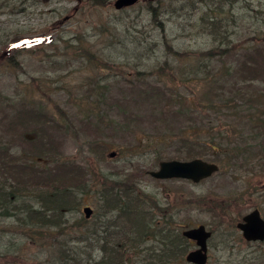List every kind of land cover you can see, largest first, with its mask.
Returning <instances> with one entry per match:
<instances>
[{
    "label": "rangeland",
    "instance_id": "obj_1",
    "mask_svg": "<svg viewBox=\"0 0 264 264\" xmlns=\"http://www.w3.org/2000/svg\"><path fill=\"white\" fill-rule=\"evenodd\" d=\"M204 1L138 0L116 9L115 0H0V145L20 160L48 145L60 162L47 161L46 153L41 159L61 178L58 188L90 184L87 194L77 195L79 205L60 211L58 226L33 229L0 216V264H94L110 257L111 264H144L160 253L159 232L155 237L149 231L166 221L163 232L199 224L215 232L207 264H264V246L245 242L235 227L253 209L264 217V153L258 150L264 140L249 120L256 106H264V67L249 72L246 53L264 45V0ZM207 9L225 23L222 45L229 50L201 68L216 72L224 95L237 98L238 107L217 114L194 107L180 115L175 102L186 104L203 88L202 75H189L193 54L216 44L199 25ZM170 69L173 80L166 77ZM184 77L191 80L183 84ZM153 88L167 92L153 97ZM31 113L38 117L26 122L23 116ZM188 126L217 136L214 161H207L219 165L218 172L197 183L151 178L146 172L161 161L189 160L174 144L161 160L151 154L157 140L177 130L192 132ZM238 144L244 156L228 152ZM226 155L236 157L226 163ZM70 166L91 174L70 175ZM112 176L132 188L121 196L122 205L131 203L130 211L146 215L137 246L130 242L138 234L134 224L123 218L128 209L103 202L102 183ZM85 206L92 209L89 219ZM186 243L187 253L193 246ZM186 253L161 264H188Z\"/></svg>",
    "mask_w": 264,
    "mask_h": 264
},
{
    "label": "trees",
    "instance_id": "obj_2",
    "mask_svg": "<svg viewBox=\"0 0 264 264\" xmlns=\"http://www.w3.org/2000/svg\"><path fill=\"white\" fill-rule=\"evenodd\" d=\"M209 2L204 1L205 6L208 8L210 5ZM207 11L208 9L202 13L203 16H201V19L199 20V25H203V27L207 30L208 34L213 36V39L216 41V44L209 49H205L202 50V52H196L195 54H193L196 55L194 56L196 63L194 64V67L192 69L193 72L189 75L194 74V77L202 75L203 88L201 89L202 92L197 95V97L193 95L194 92L191 93L190 97L186 99L188 101L186 104L183 100L175 102V106L178 109L177 112H179L180 115H188L190 113V109L193 110L194 107H199V109L204 114H217L220 112L224 113L226 110L235 112L238 107V105H236L238 104L237 98L235 99L233 97H227L224 95L226 90L223 91V86H221L220 84V79H217L218 77L216 72H206V70L201 68L203 66L206 67L208 65V61L213 60V58L222 59L224 57L225 52L229 50L228 47H224L222 45L223 42H225L224 40L226 39V31L224 28L225 23H223L221 19H219L216 15L209 16L207 14ZM221 28H223L222 32H220ZM247 50L248 51L246 53L248 54V58L251 63L250 65H248L249 72L254 71V67H264V55L262 56L258 54L260 51L264 50V45L259 44L258 47L256 46L254 48H248ZM254 53H257L260 58H254ZM198 60L199 62L197 63ZM158 70H161V68ZM217 71L219 74H221V70ZM167 72L169 73L164 74H166V77L169 80H173L176 78L175 73L172 71V69ZM190 80L191 79H189V77H184L181 81L183 84H187V81ZM164 91L159 92L157 88H153V90L150 92L153 93L154 96L151 94L153 97L158 94L157 97L161 98L162 94L164 95ZM166 92L167 91H165V93ZM193 96L196 97L195 100ZM262 97L264 98V94L262 95ZM262 106L263 105H259V107L256 106L255 111L252 113V117L249 118L250 123L252 125L251 127H254L253 130L258 131L259 138H261V141L264 140V108H261ZM33 115L36 118L38 117L34 113L23 117L26 122H31V120L33 119ZM187 118L188 117H186V119ZM17 122L19 121L17 120ZM188 127H185L186 131L192 130V132H190L192 134H190L189 132L185 133V131L183 133V130L182 132L181 130H177L175 133L168 135V137L165 136L163 140H157L154 145L158 146V148L155 151H152L151 154L154 153L153 155L157 158V160H161L163 157L162 152L165 150V148L171 147V145L174 144L177 146V151L184 152V154L186 153V156L189 159L196 158L197 156L203 158L206 161L209 160V158H211L210 161H214L213 153L217 151L218 145L220 144L214 143V140H216L217 136L208 135L207 137H205L204 133H201L200 131L196 130V126H190L189 128ZM34 130L35 129H33V132ZM217 134L223 135L222 132L216 133V135ZM35 135L37 136L38 134ZM46 137L49 138L48 133L46 134ZM34 138L36 137L34 136ZM232 143L234 142L230 140L227 144ZM47 146H39V148L36 150V153H34V156H31V160L26 158L20 160L18 158V154L9 155L7 152V148L4 145H0V154H2L0 157V216L3 218L5 217L14 219V221L16 220L19 226H28L33 229L43 228V226L52 228L56 224V226H58L60 221V218L58 216L61 215L60 211L69 209L70 207H72L70 209L75 208L77 205H79L77 195H83L88 193V188L90 184L85 185L86 183L82 186H79L77 189H73L71 187H57L59 184L62 183L61 178L57 177V175L54 176L52 172L44 166L46 165L45 163L47 161L52 163L60 162L58 159H56L57 157H59V155L58 153H56V150H54L53 148L51 149ZM242 147L243 146H241L240 144L235 145V147H229L228 152H237L240 153L241 156H244L242 153ZM258 150L259 152L264 153V141L259 143ZM45 153L51 157L50 160L43 161V159H41V155ZM51 153L52 155H50ZM234 157L236 156L226 155L224 161L226 163H229ZM57 165L59 166L60 164ZM69 169H71V171L67 172H69L70 175L73 173L78 174V171H82L83 174L86 172L85 175H82L83 177L91 174L90 172L88 173V171L86 170H75L72 166H70ZM35 174L39 175L40 179L38 182L34 183L33 175ZM56 179L60 181L57 184L55 182ZM108 180L111 181V185L109 184ZM37 184L38 187L40 186V190H35V186ZM102 185L103 189H101V195L104 197L103 202L108 208H120V206H122V209H128L124 211L125 214L123 218L126 222V219H128L129 217V219L133 222L134 225L131 227V229L133 231L135 230L138 234L137 238L135 240H131L130 242L133 246H137L138 243L141 242L140 237L145 234V224L147 223L145 222V220L147 218L145 213L134 210L135 207L132 209V211H130L129 209L130 205H132L131 203H128L125 206L122 205L123 201L121 196H125V194L132 191V188L127 187L125 189L123 185L120 186L118 181L113 176L108 179H105V182L102 183ZM133 201H135L138 205L141 200L134 199ZM165 224L167 227L168 222L166 221ZM163 226L162 228H166ZM162 228L157 229L156 231L155 229H151L149 231V234H154L155 237L157 236V232H159V241L161 243V248L159 247L160 253H157L155 255L156 258H153V255L148 253L150 254L151 258L148 257V260L144 264H161V262L166 261L168 258L178 260L186 253L185 251L187 247V241L181 235L179 229L177 228L178 232H175L172 229H166V231L163 232ZM180 228H182V226H180ZM103 249H105V246L103 247ZM111 262L112 257L107 258L103 262H94V264H111Z\"/></svg>",
    "mask_w": 264,
    "mask_h": 264
},
{
    "label": "water",
    "instance_id": "obj_3",
    "mask_svg": "<svg viewBox=\"0 0 264 264\" xmlns=\"http://www.w3.org/2000/svg\"><path fill=\"white\" fill-rule=\"evenodd\" d=\"M138 0H115L113 7L116 9L125 8L135 4ZM149 1V0H147ZM114 153H111V156ZM158 168L148 171L151 178L160 180L180 178L191 180L197 183L202 179H207L213 173L218 172L219 165L213 162L203 160L196 157L189 160H164L158 163ZM85 218L89 219L92 214L91 207L85 206L82 209ZM236 228L241 232L242 239L248 242L260 241L264 242V217H261L258 209L242 216V220L236 223ZM183 237L196 243V248L190 250L185 260L188 263L205 264L207 260V245L211 235V230H207L205 225L199 224L194 227L184 229Z\"/></svg>",
    "mask_w": 264,
    "mask_h": 264
},
{
    "label": "flooded vegetation",
    "instance_id": "obj_4",
    "mask_svg": "<svg viewBox=\"0 0 264 264\" xmlns=\"http://www.w3.org/2000/svg\"><path fill=\"white\" fill-rule=\"evenodd\" d=\"M188 181H191V180H188ZM192 182V181H191ZM238 223V222H237ZM236 225V224H235ZM236 227V226H235ZM184 229H186V228H183L181 231L183 232V230ZM207 230H208V228H206ZM210 231V230H209ZM182 232H181V235H182ZM238 232L240 233V235H241V232L238 230ZM215 235V232L213 231V230H211V235H210V238L212 237V236H214ZM183 236V235H182ZM242 237V236H241ZM185 238V237H184ZM210 238L207 240L208 241V244H209V242H210ZM186 239V238H185ZM245 242H248V241H246L245 239H243ZM186 241L188 242V243H190L189 245H192L193 246V248H191V249H189V251L190 250H193V249H195L196 248V243L194 242V241H192V240H187L186 239ZM255 243H257V244H259V245H263L264 246V242H258V241H254ZM254 242H248V243H254ZM207 247H209L208 245H207ZM189 251L187 252V253H189ZM208 251V250H207ZM186 253V254H187ZM207 256H208V258H209V251H208V253H207ZM183 257V256H182ZM182 257H180V258H182ZM179 258V259H180ZM208 258H207V261H208ZM178 259V260H179ZM184 260H185V257H184ZM185 262L186 263H188L186 260H185ZM188 264H194V263H188ZM207 264V263H206Z\"/></svg>",
    "mask_w": 264,
    "mask_h": 264
}]
</instances>
